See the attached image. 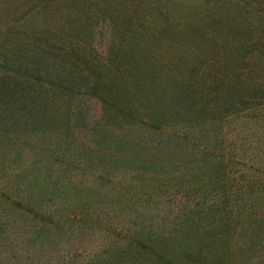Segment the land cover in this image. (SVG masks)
I'll use <instances>...</instances> for the list:
<instances>
[{
    "label": "rangeland",
    "instance_id": "1",
    "mask_svg": "<svg viewBox=\"0 0 264 264\" xmlns=\"http://www.w3.org/2000/svg\"><path fill=\"white\" fill-rule=\"evenodd\" d=\"M0 264H264V0H0Z\"/></svg>",
    "mask_w": 264,
    "mask_h": 264
},
{
    "label": "trees",
    "instance_id": "2",
    "mask_svg": "<svg viewBox=\"0 0 264 264\" xmlns=\"http://www.w3.org/2000/svg\"><path fill=\"white\" fill-rule=\"evenodd\" d=\"M170 237H171V236H169V238H167V239L164 238L163 241H161V244H162V245H165V246H166V242H167V247H166L167 249L169 248V242L171 241V238H170ZM156 239H157V238L153 239L152 241H155ZM159 240H160V239H159ZM172 245H173V244H172ZM146 251H148V250H146ZM142 254H143V251H140V250H137V249L134 251V256H138V258L141 257ZM148 254H151V252H148ZM137 260H138V259H137ZM151 260H154L155 262H158L159 258L157 259V258L154 257V255H152V256H151V259L149 260V262H150Z\"/></svg>",
    "mask_w": 264,
    "mask_h": 264
}]
</instances>
